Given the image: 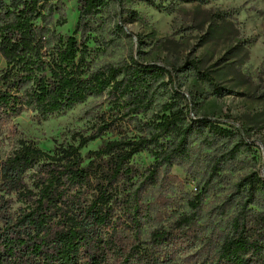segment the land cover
<instances>
[{
	"label": "trees",
	"instance_id": "obj_1",
	"mask_svg": "<svg viewBox=\"0 0 264 264\" xmlns=\"http://www.w3.org/2000/svg\"><path fill=\"white\" fill-rule=\"evenodd\" d=\"M130 1L78 0L76 26L64 38L56 32L65 21L54 0H0V135L25 111L46 120L90 97L108 98L107 111L96 117L88 135L55 142L51 151L17 139L0 158V264H191L194 259L188 252L199 236L192 217L181 216L143 237L152 212L160 217L154 206L162 198L151 192L177 182L171 170L188 164L192 146L214 153L216 175L235 165L245 141L209 118L193 117L188 99L174 85L181 74L193 71L215 96L228 94L194 63L168 69L132 53L94 65L90 42L99 31L96 22ZM137 1L157 8L169 2L167 10L206 0ZM110 35L123 36V28L115 25ZM125 126L133 137L122 131ZM108 133L117 139L82 154ZM144 152L153 164L141 171L134 159ZM236 186L241 208L229 231L212 255L206 252L195 264H264V178L254 173ZM12 198L21 204L15 212ZM196 198L198 203L189 202L194 210L202 193Z\"/></svg>",
	"mask_w": 264,
	"mask_h": 264
},
{
	"label": "rangeland",
	"instance_id": "obj_2",
	"mask_svg": "<svg viewBox=\"0 0 264 264\" xmlns=\"http://www.w3.org/2000/svg\"><path fill=\"white\" fill-rule=\"evenodd\" d=\"M54 2L65 21L56 32L64 38L71 36L79 14L78 0ZM168 5L169 2L165 7ZM165 7H151L137 0L128 2L124 9L117 6L110 15L104 13L96 22L99 31L93 34L95 40L90 42V47L96 50L93 63L98 66L116 63L132 53L143 63L168 69L192 62L212 79L215 88L228 91L215 96L211 85L198 80L193 71L175 78L174 85L188 99L194 118L206 117L238 132L245 145L235 165L216 175L211 172L214 153L200 145L192 146L188 164L171 170L170 175L177 182L151 192L153 197L162 198V204L154 206L160 217L153 218L152 212L143 227L145 237L152 229L167 226L181 216L192 217L199 241L188 254L193 255L190 261L195 264L206 252L212 255L229 231L232 218L241 208L238 182L254 173L264 178V0H206L176 3L167 10ZM217 13L226 15L224 20L216 19ZM115 25L123 28V36L110 35ZM101 44H108L107 50L98 49ZM3 68L0 58V70ZM107 109L108 98L103 95L90 97L73 110L46 120L25 111L0 135V158L9 154L17 139L30 141L43 151H51L55 142L73 143V135H88L96 117ZM122 131L129 137L135 135L126 126ZM8 132H11L9 136ZM117 137L108 133L102 140L89 144L82 154L97 150ZM134 163L145 171L153 159L144 152L135 157ZM201 193L199 208L194 210L189 202L198 203L196 196ZM10 207L15 212L21 204L12 198ZM248 210L252 213L256 208L251 206ZM205 245L207 249L203 251Z\"/></svg>",
	"mask_w": 264,
	"mask_h": 264
}]
</instances>
